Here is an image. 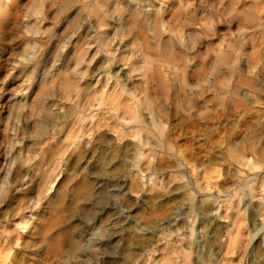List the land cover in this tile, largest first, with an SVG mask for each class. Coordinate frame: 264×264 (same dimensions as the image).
<instances>
[{"label":"bare ground","instance_id":"6f19581e","mask_svg":"<svg viewBox=\"0 0 264 264\" xmlns=\"http://www.w3.org/2000/svg\"><path fill=\"white\" fill-rule=\"evenodd\" d=\"M85 15L91 25L77 32ZM63 17L66 26L50 33ZM67 37L73 43L58 45ZM47 38L55 44L38 59L34 49ZM216 110L231 116L222 136L234 120L248 123L229 163L220 154L152 168L157 149L173 153L163 141L171 114L190 120ZM22 111L29 123L19 127L13 117ZM87 118L97 145L107 136L151 144L127 158L150 191H133L137 199L160 215L140 213L137 226L151 228L142 233L144 264H264V0H0V264L38 261L34 245L68 213L63 202L49 219L37 210L94 165L99 174L117 162L93 144L78 149ZM67 161L80 173L46 196Z\"/></svg>","mask_w":264,"mask_h":264},{"label":"clouds","instance_id":"9594fccd","mask_svg":"<svg viewBox=\"0 0 264 264\" xmlns=\"http://www.w3.org/2000/svg\"><path fill=\"white\" fill-rule=\"evenodd\" d=\"M133 191L145 188L134 162L124 158L99 174L94 165L85 180L58 191L37 215L48 216L63 202L67 217L34 245L40 259L33 264H144L149 242L142 233L151 228H139L137 215L147 213L150 205L147 198L134 199Z\"/></svg>","mask_w":264,"mask_h":264},{"label":"rangeland","instance_id":"374dc122","mask_svg":"<svg viewBox=\"0 0 264 264\" xmlns=\"http://www.w3.org/2000/svg\"><path fill=\"white\" fill-rule=\"evenodd\" d=\"M91 25L90 21L87 20V17L83 16L82 23L79 25L77 32H86V30ZM66 26L65 18H61L58 25H51V32L59 31V28L62 30ZM60 30V32H61ZM75 32V33H77ZM60 34V33H59ZM74 39V37L72 38ZM70 37L63 39L58 45L65 46L66 43L72 41ZM55 41L51 38H47L44 43L41 44V47H36L34 52L39 54L38 59L42 57L45 53L46 49L50 45H54ZM52 43V44H51ZM64 43V44H63ZM60 56H63L66 53V49L59 48ZM26 112L22 111L21 114H16L13 117V120L16 122L17 126L23 127L28 125L29 121L24 119V114ZM23 117V118H22ZM231 118L230 114L225 110H216L204 115L200 119H190V120H181L178 119L176 115L171 114L172 123H170L166 136H163V141L166 144H170L172 146L173 153H163L161 150L155 151L153 157L151 158V166L155 170H160L164 168H169L173 164L178 161L184 162L188 161L192 164L199 165L203 164V162H209L218 155H222L225 162L229 163L233 156V140L241 135V133L247 128L248 123L245 119L240 121L234 120L235 128L231 132V136H222V126L221 122L224 119ZM221 131V132H220ZM85 135V136H84ZM97 136L93 134L91 130V122L90 119L87 118L86 121L82 124L81 130L78 134L77 146L78 149H82V147L89 148L95 146L98 148L97 151H101L107 153L112 160L119 161L122 158L124 159H132L135 156L137 150L142 149L144 147L151 148V144H141L138 145L136 136H107L105 142H100L98 145L95 142ZM261 144V140L258 142ZM105 145V146H104ZM259 145H257V149H259ZM91 153V156H94L96 153ZM226 155H225V154ZM8 154H4L2 158H5ZM228 156V157H227ZM84 161H88V158H83ZM213 165H211L212 167ZM82 167V166H81ZM79 166L74 165L72 162L67 161L63 163L61 167L56 172V176L53 178L51 186L53 189H49L45 195H50L55 188H59L65 182L63 181L64 175L69 178H74L78 176L80 170L82 169ZM216 167V166H213ZM226 167V168H225ZM224 167L223 178L219 181V183L225 184L227 180V175L229 174V169L227 166ZM158 168V169H157ZM185 176L190 179V174L186 170ZM4 174L0 175V180L5 178ZM144 180L140 178V185H143ZM145 193L149 196L150 191L147 190V186L145 185ZM133 198L137 199L138 195L135 192H132ZM200 202V199L198 200ZM43 202V201H42ZM41 202V203H42ZM61 204V203H60ZM53 209L48 216L44 219H49L57 212L58 208ZM34 217V216H33ZM146 217H149L151 220H158L160 215H155L153 212H147ZM28 219V218H27ZM149 219V222L151 221ZM141 221V214L137 215V222ZM33 219L29 220L28 223H32ZM147 223V221H146ZM30 224L26 225L24 229H22V233L24 234L29 227ZM138 225V224H137ZM260 240L264 241V233L260 234ZM210 246V247H209ZM206 248L212 250L213 252H217L218 247L215 241H209L206 245Z\"/></svg>","mask_w":264,"mask_h":264}]
</instances>
